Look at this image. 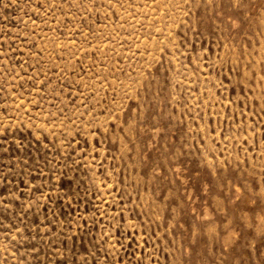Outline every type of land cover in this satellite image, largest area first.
Masks as SVG:
<instances>
[{
    "label": "rangeland",
    "instance_id": "374dc122",
    "mask_svg": "<svg viewBox=\"0 0 264 264\" xmlns=\"http://www.w3.org/2000/svg\"><path fill=\"white\" fill-rule=\"evenodd\" d=\"M0 264H264V0H0Z\"/></svg>",
    "mask_w": 264,
    "mask_h": 264
}]
</instances>
